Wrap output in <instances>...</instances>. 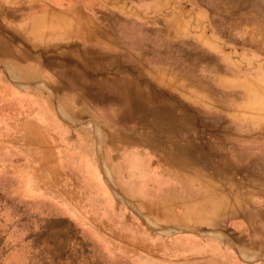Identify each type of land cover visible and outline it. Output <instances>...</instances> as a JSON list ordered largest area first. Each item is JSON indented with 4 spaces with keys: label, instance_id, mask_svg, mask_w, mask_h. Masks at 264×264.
<instances>
[{
    "label": "rangeland",
    "instance_id": "1",
    "mask_svg": "<svg viewBox=\"0 0 264 264\" xmlns=\"http://www.w3.org/2000/svg\"><path fill=\"white\" fill-rule=\"evenodd\" d=\"M5 61L0 264H264V0H0Z\"/></svg>",
    "mask_w": 264,
    "mask_h": 264
},
{
    "label": "crops",
    "instance_id": "2",
    "mask_svg": "<svg viewBox=\"0 0 264 264\" xmlns=\"http://www.w3.org/2000/svg\"><path fill=\"white\" fill-rule=\"evenodd\" d=\"M26 27L28 34L36 42L95 41L97 39L95 18L87 10H83L77 5H67L64 7H52L50 4L44 5L41 10L33 14ZM13 54L17 56L18 51L16 54ZM7 65L6 62L3 68L0 67V72H6ZM34 74L35 72L33 76ZM36 78H38V73L36 74Z\"/></svg>",
    "mask_w": 264,
    "mask_h": 264
}]
</instances>
